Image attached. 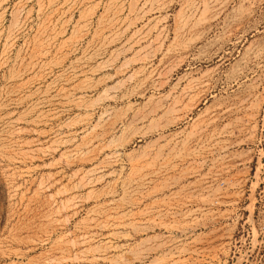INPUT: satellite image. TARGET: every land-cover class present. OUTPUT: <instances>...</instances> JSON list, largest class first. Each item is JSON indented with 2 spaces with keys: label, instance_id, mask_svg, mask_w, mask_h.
<instances>
[{
  "label": "rangeland",
  "instance_id": "obj_1",
  "mask_svg": "<svg viewBox=\"0 0 264 264\" xmlns=\"http://www.w3.org/2000/svg\"><path fill=\"white\" fill-rule=\"evenodd\" d=\"M0 264H264V0H0Z\"/></svg>",
  "mask_w": 264,
  "mask_h": 264
}]
</instances>
